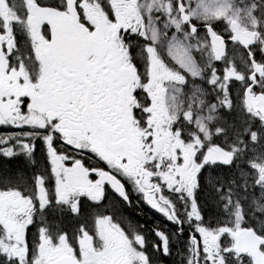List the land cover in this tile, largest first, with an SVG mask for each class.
<instances>
[{
  "label": "snow or ice",
  "instance_id": "6c2138e0",
  "mask_svg": "<svg viewBox=\"0 0 264 264\" xmlns=\"http://www.w3.org/2000/svg\"><path fill=\"white\" fill-rule=\"evenodd\" d=\"M0 264H264V0H0Z\"/></svg>",
  "mask_w": 264,
  "mask_h": 264
}]
</instances>
